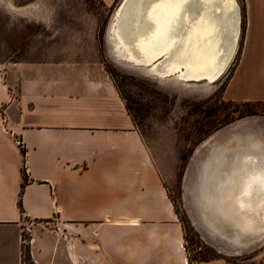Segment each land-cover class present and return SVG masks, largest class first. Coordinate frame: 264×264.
I'll list each match as a JSON object with an SVG mask.
<instances>
[{"label":"crops","instance_id":"obj_1","mask_svg":"<svg viewBox=\"0 0 264 264\" xmlns=\"http://www.w3.org/2000/svg\"><path fill=\"white\" fill-rule=\"evenodd\" d=\"M241 1L242 42L223 95L264 100V0ZM24 218L55 219L76 232L89 231L90 259L98 264H189L181 222L160 173L107 78L84 76L73 84L22 80L19 89H9L0 74V229ZM121 225L153 230L142 233L132 259L119 257L106 236L99 237L100 228ZM160 227L177 231L182 253L150 244L165 246L176 238L165 234L161 242ZM77 236L80 243L70 246L75 264ZM191 264L235 263L220 256Z\"/></svg>","mask_w":264,"mask_h":264},{"label":"rangeland","instance_id":"obj_2","mask_svg":"<svg viewBox=\"0 0 264 264\" xmlns=\"http://www.w3.org/2000/svg\"><path fill=\"white\" fill-rule=\"evenodd\" d=\"M117 2L0 0L2 81L9 89H19L22 80L32 82L40 78L71 84L84 76L110 79L128 106L172 204L177 208L178 219L186 230L183 236L186 252L196 256L217 255L235 264H264V241L236 255L220 253L207 243L192 222L184 198L185 170L204 139L245 118L255 120L253 127L264 131V102L250 106L243 101L227 100L223 95L242 42V1L237 0L240 35L236 53L221 76L206 85L173 74L160 78L147 76L112 60L107 33ZM248 108L255 110L248 112ZM151 229L142 225L100 228L99 237L106 236L116 255L122 257L123 254L132 259L137 250L135 243L142 241L143 232L153 235ZM160 229L161 242H164L165 234L170 239L176 238L165 246L152 241L150 244L156 249L182 253L177 231L172 227ZM89 233L76 232L73 227L63 226L55 219L24 218L16 226L0 229V264H75L70 257V246L73 247V242L80 243L77 235L81 236L78 264H98L90 259ZM143 248L146 254L152 255V248L147 244ZM91 249H95L94 246ZM176 264L180 263L176 261Z\"/></svg>","mask_w":264,"mask_h":264},{"label":"bare ground","instance_id":"obj_3","mask_svg":"<svg viewBox=\"0 0 264 264\" xmlns=\"http://www.w3.org/2000/svg\"><path fill=\"white\" fill-rule=\"evenodd\" d=\"M111 17V59L147 76L173 74L206 85L226 70L238 46L237 0H123ZM254 121L242 119L204 139L184 174L192 222L207 243L229 255L264 241L259 191L244 209L234 199L244 177L240 160L250 157L259 165L264 158V131Z\"/></svg>","mask_w":264,"mask_h":264},{"label":"snow or ice","instance_id":"obj_4","mask_svg":"<svg viewBox=\"0 0 264 264\" xmlns=\"http://www.w3.org/2000/svg\"><path fill=\"white\" fill-rule=\"evenodd\" d=\"M179 19L182 21V17ZM239 163L244 177L236 183L234 189L237 205L241 209L248 207V201L257 191L261 194V203L264 204V158L259 165H256L250 157L242 158Z\"/></svg>","mask_w":264,"mask_h":264},{"label":"trees","instance_id":"obj_5","mask_svg":"<svg viewBox=\"0 0 264 264\" xmlns=\"http://www.w3.org/2000/svg\"><path fill=\"white\" fill-rule=\"evenodd\" d=\"M261 102H264V100H256V101H243V103L244 104H246V105H250V106H254L255 104H259V103H261ZM126 108H127V110H128V112H129V108H128V106L126 105ZM253 110H255V109H253V108H248L247 109V111L248 112H250V111H253ZM130 113V112H129ZM174 209H175V211H176V213H177V208L174 206ZM182 225V232H183V236H185V232H186V230H185V227L183 226V223H181ZM184 246H185V244H184ZM185 249H186V246H185ZM187 257H188V261H189V264H191L192 263V261H194V260H199V259H211V258H217V257H219V256H217V255H191L189 252H187Z\"/></svg>","mask_w":264,"mask_h":264},{"label":"water","instance_id":"obj_6","mask_svg":"<svg viewBox=\"0 0 264 264\" xmlns=\"http://www.w3.org/2000/svg\"><path fill=\"white\" fill-rule=\"evenodd\" d=\"M123 2V0H118V2L115 5V9L114 12H116V10H118V8L120 7L121 3ZM114 17H112L113 19ZM109 28L111 29V25L109 24ZM110 29H108V33H107V40H108V44H109V38H108V34L110 32Z\"/></svg>","mask_w":264,"mask_h":264}]
</instances>
